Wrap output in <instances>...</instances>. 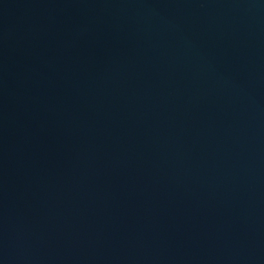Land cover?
Instances as JSON below:
<instances>
[{
    "label": "water",
    "instance_id": "obj_1",
    "mask_svg": "<svg viewBox=\"0 0 264 264\" xmlns=\"http://www.w3.org/2000/svg\"><path fill=\"white\" fill-rule=\"evenodd\" d=\"M0 264H264V0H0Z\"/></svg>",
    "mask_w": 264,
    "mask_h": 264
}]
</instances>
